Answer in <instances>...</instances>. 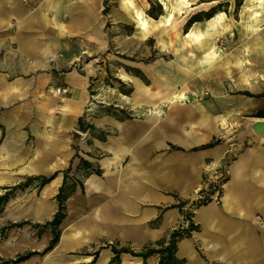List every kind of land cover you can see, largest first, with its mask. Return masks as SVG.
<instances>
[{"label":"crops","instance_id":"0c3cea01","mask_svg":"<svg viewBox=\"0 0 264 264\" xmlns=\"http://www.w3.org/2000/svg\"><path fill=\"white\" fill-rule=\"evenodd\" d=\"M102 6L103 0H0L1 186L15 176L56 173L43 192L55 194L71 167L66 180L75 182L74 192L63 238L97 237L142 251L150 242L169 241L184 224L186 204L209 189L234 154L220 202L196 208L197 229L178 242L176 257L184 264H264L263 145L239 153L221 142L201 148L217 140L216 129L148 120L104 125L77 155L72 136L81 130L91 85L82 58L85 44L100 36ZM58 87L70 92L59 95ZM103 130L108 134L101 137ZM110 249L97 264L113 261ZM155 257L158 264V254L144 262L122 253L116 264H148Z\"/></svg>","mask_w":264,"mask_h":264},{"label":"rangeland","instance_id":"374dc122","mask_svg":"<svg viewBox=\"0 0 264 264\" xmlns=\"http://www.w3.org/2000/svg\"><path fill=\"white\" fill-rule=\"evenodd\" d=\"M133 1L152 27L146 36L124 0H103L100 36L85 44L82 62L90 75V100L79 121L81 130L72 136L77 155L83 146L93 143V136L104 125L148 120L163 125L180 119L186 129L198 132L211 126L216 129V139L229 144L235 153L264 146L251 130L254 127L264 133V1L258 20L247 8L255 0ZM170 12L174 19L168 23ZM218 13L225 17L211 23ZM191 30L201 34L205 47L187 37ZM168 88L172 93L166 94ZM144 91L155 95L152 103L145 101ZM179 91L187 98L170 103L172 94ZM101 95L105 100L95 99ZM150 106H160L164 113L144 114ZM190 112L195 118L192 122H198L194 128L188 123ZM100 132L101 137L108 134ZM234 157L229 155V163ZM70 170H63L66 177ZM55 174L15 176L7 179L10 185L0 184V264H90L93 259L97 264L105 249L111 252V246L140 252L130 244L97 237L76 243L63 238L67 200L66 216L57 229L44 226L59 210L57 195L65 181V195L74 189L75 182L65 180L57 193L45 195L44 189L54 177L48 183L43 178ZM55 232H59V241L52 245ZM147 247L158 246L150 242ZM148 264H157V258Z\"/></svg>","mask_w":264,"mask_h":264},{"label":"trees","instance_id":"16d2710c","mask_svg":"<svg viewBox=\"0 0 264 264\" xmlns=\"http://www.w3.org/2000/svg\"><path fill=\"white\" fill-rule=\"evenodd\" d=\"M220 141L216 140L215 142L209 143L205 146H202L201 148H209L213 147L217 144H219ZM174 149H179L178 147L173 146ZM84 165L90 166V163L87 161H83ZM54 177V175L51 178L44 177V183H48L49 180H51ZM65 176V180H66ZM66 185V181H65ZM64 185V186H65ZM64 186L60 188V192L57 195V200L59 201V210L55 215V218L53 221L46 223L44 226H53L55 229L62 223L63 219L66 216L65 213V204L64 202L72 195L74 192L71 191L69 194H64ZM197 229V226L192 222L188 228L183 230H174L169 241H158L156 242L157 248L155 247H147L143 251L137 252L128 248H121L117 249L116 247H112L113 251L115 252V258L113 259V262H118L119 257L122 253H130L132 256L135 257H142L144 259V262L148 257L154 254L159 255V262L158 264H184L182 260H179L176 257V251H177V244L178 242L185 238L190 237L192 235V232ZM59 241V232H55L54 239L52 240V245L57 243ZM95 262V259L90 264H93Z\"/></svg>","mask_w":264,"mask_h":264},{"label":"bare ground","instance_id":"6f19581e","mask_svg":"<svg viewBox=\"0 0 264 264\" xmlns=\"http://www.w3.org/2000/svg\"><path fill=\"white\" fill-rule=\"evenodd\" d=\"M162 1V0H161ZM183 1V0H182ZM252 1V0H251ZM250 1V2H251ZM263 1L264 0H255V2L254 3H252V5H248V9H250L249 11H251V17L253 18V19H255V20H258L261 16H262V14H261V11L259 10V8L261 9V7H262V3H263ZM123 2V1H122ZM170 2V1H169ZM180 2V1H179ZM124 3L126 4V6L127 7H125V8H133V10H134V18H136L137 20H138V22H139V25H140V28H141V31H142V33H143V35L144 36H146V34L147 33H149L150 31H151V29H152V27H151V25H150V22L148 21V19L144 16V13L141 11V10H139V9H137L136 8V6H135V3H134V1L133 0H124ZM248 3V2H247ZM164 4V6H165V9L166 10H169V7H168V5L164 2L163 3ZM187 4V3H186ZM122 6V5H121ZM185 6V5H184ZM187 6V5H186ZM185 6V7H186ZM254 7H256V8H254ZM124 8V9H125ZM174 8V7H173ZM175 9V8H174ZM246 9V8H245ZM128 11V10H127ZM130 12H132V11H130ZM180 14V13H179ZM219 14V13H218ZM225 15V14H224ZM147 16V15H146ZM165 16V15H164ZM174 13L173 12H170L169 13V15H168V17L166 18V22H170L171 20H172V18L174 19ZM225 17V16H224ZM223 14H219V15H217L216 17H214V18H212L210 21H211V23H213V24H216L218 21V19H220V20H222L223 18ZM152 19V18H151ZM209 21V20H208ZM225 21V20H224ZM173 22V21H172ZM220 22V21H219ZM223 22V21H222ZM222 22H221V24H222ZM171 23V22H170ZM197 25V24H196ZM195 26V25H194ZM193 28V27H192ZM199 30V29H198ZM137 32H139V31H137ZM186 37V36H185ZM187 37H189V38H191L192 40H195V41H197L198 42V44H199V46L200 47H205V45H204V43H203V41H202V39H201V34L200 33H197V32H195V31H193V30H191V32H189V34L187 35ZM144 38V37H143ZM187 39V38H186ZM146 40V39H145ZM191 40V41H192ZM190 41V40H189ZM190 41V42H191ZM178 47V46H177ZM208 55H209V53H208ZM208 60V63H210L211 61H210V58H207ZM207 63V64H208ZM122 77L123 78H125V79H127V81L128 80H130L131 81V79H130V77H128V76H126V75H122ZM155 83V82H154ZM171 83H173V82H171ZM174 84V83H173ZM155 87V86H154ZM158 89H159V87H158ZM161 92V91H160ZM157 93L158 95L159 94H161V93ZM169 93H172L171 92V89H167V92H166V94H169ZM162 94H165V93H163L162 92ZM143 95L146 97V99H145V101H148V102H150V103H152V99H149L150 97L151 98H155V95L154 94H149V91H144L143 92ZM130 96V95H129ZM101 99V100H105L104 99V97H103V95H101V96H95V99ZM126 98V97H125ZM187 97H186V94L184 93V92H182V91H179V92H174L173 94H172V96L170 97V99H169V101H170V103H172V104H174V103H176V102H179V101H182L183 102V100H185ZM130 99V98H129ZM136 100V99H135ZM134 101V100H133ZM164 102V101H163ZM127 103H128V100H127ZM131 104V103H130ZM184 104V103H183ZM92 106L93 107H95V105H94V103H92ZM151 107V106H150ZM148 108V107H147ZM136 110V109H135ZM147 111H149V112H151V113H153V114H156L157 116H162V114L164 113L163 112V110H162V108L160 107V106H155V107H151L149 110H144V112H147ZM148 112V113H149ZM178 121H181L180 119L178 120ZM203 121H205V120H203ZM198 123V122H197ZM203 122L201 121L199 124H202ZM263 126H264V123L262 122L261 123ZM251 130H253L252 131V133L254 134V136H255V138L256 139H258V140H260L261 142H264V133H261L260 131H258L256 128H252ZM86 259H88V258H86Z\"/></svg>","mask_w":264,"mask_h":264},{"label":"built area","instance_id":"2783aa9c","mask_svg":"<svg viewBox=\"0 0 264 264\" xmlns=\"http://www.w3.org/2000/svg\"><path fill=\"white\" fill-rule=\"evenodd\" d=\"M57 94L66 95L70 92L67 87H58L56 89ZM228 164L226 161L219 169L217 170V178L215 182H213L209 189L200 190L194 200L187 203L184 211V224L178 226L175 230H183L189 227V225L193 222V214L197 207L202 204L208 203L210 201L220 202L222 189L228 178Z\"/></svg>","mask_w":264,"mask_h":264}]
</instances>
